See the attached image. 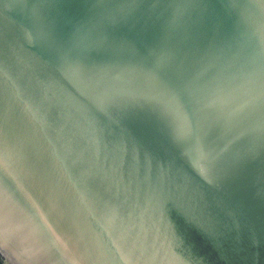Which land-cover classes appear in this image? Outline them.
Segmentation results:
<instances>
[{
	"label": "water",
	"instance_id": "1",
	"mask_svg": "<svg viewBox=\"0 0 264 264\" xmlns=\"http://www.w3.org/2000/svg\"><path fill=\"white\" fill-rule=\"evenodd\" d=\"M0 264H264V0H0Z\"/></svg>",
	"mask_w": 264,
	"mask_h": 264
}]
</instances>
